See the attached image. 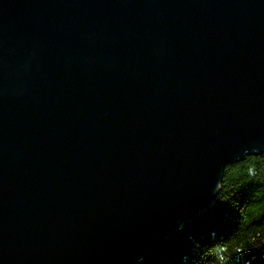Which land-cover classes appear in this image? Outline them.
I'll use <instances>...</instances> for the list:
<instances>
[{
    "label": "water",
    "instance_id": "95a60500",
    "mask_svg": "<svg viewBox=\"0 0 264 264\" xmlns=\"http://www.w3.org/2000/svg\"><path fill=\"white\" fill-rule=\"evenodd\" d=\"M264 153V0H0V264H136Z\"/></svg>",
    "mask_w": 264,
    "mask_h": 264
},
{
    "label": "trees",
    "instance_id": "16d2710c",
    "mask_svg": "<svg viewBox=\"0 0 264 264\" xmlns=\"http://www.w3.org/2000/svg\"><path fill=\"white\" fill-rule=\"evenodd\" d=\"M136 264H264V153L230 164L213 205Z\"/></svg>",
    "mask_w": 264,
    "mask_h": 264
},
{
    "label": "bare ground",
    "instance_id": "6f19581e",
    "mask_svg": "<svg viewBox=\"0 0 264 264\" xmlns=\"http://www.w3.org/2000/svg\"><path fill=\"white\" fill-rule=\"evenodd\" d=\"M197 220V218L195 219V221ZM189 223H192V220L191 221H189L188 223H186V224H189ZM181 228V227H180ZM178 230V229H177ZM176 230V231H177ZM176 231H174L173 233H172V235L176 232Z\"/></svg>",
    "mask_w": 264,
    "mask_h": 264
},
{
    "label": "rangeland",
    "instance_id": "374dc122",
    "mask_svg": "<svg viewBox=\"0 0 264 264\" xmlns=\"http://www.w3.org/2000/svg\"><path fill=\"white\" fill-rule=\"evenodd\" d=\"M246 157H248V156H246ZM233 164V163H232ZM193 222V221H192Z\"/></svg>",
    "mask_w": 264,
    "mask_h": 264
}]
</instances>
